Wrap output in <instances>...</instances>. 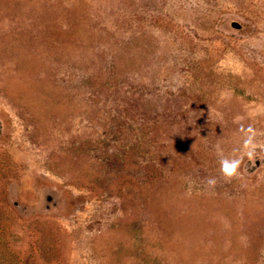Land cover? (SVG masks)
<instances>
[{
	"label": "rangeland",
	"instance_id": "rangeland-1",
	"mask_svg": "<svg viewBox=\"0 0 264 264\" xmlns=\"http://www.w3.org/2000/svg\"><path fill=\"white\" fill-rule=\"evenodd\" d=\"M0 264H264V0H0Z\"/></svg>",
	"mask_w": 264,
	"mask_h": 264
},
{
	"label": "clouds",
	"instance_id": "clouds-1",
	"mask_svg": "<svg viewBox=\"0 0 264 264\" xmlns=\"http://www.w3.org/2000/svg\"><path fill=\"white\" fill-rule=\"evenodd\" d=\"M245 143L247 144V141H245ZM238 166V162L237 161H231L230 165H225L222 162V170L227 173L228 175H232L233 173H235L236 168ZM214 181H210V183H213Z\"/></svg>",
	"mask_w": 264,
	"mask_h": 264
}]
</instances>
